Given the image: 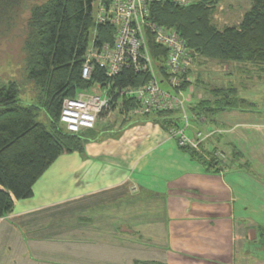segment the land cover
Returning <instances> with one entry per match:
<instances>
[{
    "label": "crops",
    "instance_id": "obj_1",
    "mask_svg": "<svg viewBox=\"0 0 264 264\" xmlns=\"http://www.w3.org/2000/svg\"><path fill=\"white\" fill-rule=\"evenodd\" d=\"M193 87L185 91L186 119L181 112L142 115L118 99L120 116L116 108L102 114L85 151L60 155L35 184L34 196L16 200L0 223L8 217L69 218L75 209L77 218H137L143 260L264 264V118L239 110L197 116ZM177 128L196 147H180L169 135ZM233 149L245 164L234 159ZM213 152L232 165L213 169ZM9 236L0 226L3 244L12 243Z\"/></svg>",
    "mask_w": 264,
    "mask_h": 264
},
{
    "label": "trees",
    "instance_id": "obj_2",
    "mask_svg": "<svg viewBox=\"0 0 264 264\" xmlns=\"http://www.w3.org/2000/svg\"><path fill=\"white\" fill-rule=\"evenodd\" d=\"M96 1L0 0V34L4 38L14 29L23 32L24 71L36 92L32 102L25 103L17 81L0 79V218L12 213L16 200L34 196L35 184L60 155L83 153L86 142L96 133L90 129L74 134L60 122L66 98L95 83L106 86L110 81L100 67L94 69L91 80L82 77L93 30H98L100 42L111 39L113 33L111 27L96 26L93 11ZM215 1L199 0L189 7L170 2L155 4L152 18L177 30L196 53L194 56L264 65V0H252L253 6L240 26L223 30L211 23ZM151 50L155 56L163 53L153 41ZM147 80L146 75L124 69L113 78L112 90L115 94L117 87L142 85ZM211 93L213 98H202L193 105L195 115L208 119L229 110L253 112L242 106L246 99L239 96L235 87H215ZM117 100L118 96H114L112 110ZM124 107L130 110L137 103L134 99H124ZM163 114L168 113L153 115ZM232 155L240 160L242 154L233 149ZM212 158L208 164L217 171L230 165Z\"/></svg>",
    "mask_w": 264,
    "mask_h": 264
},
{
    "label": "rangeland",
    "instance_id": "obj_3",
    "mask_svg": "<svg viewBox=\"0 0 264 264\" xmlns=\"http://www.w3.org/2000/svg\"><path fill=\"white\" fill-rule=\"evenodd\" d=\"M99 2L94 3V11ZM213 4L216 7L212 8L211 23L219 30L229 26L239 27L253 6L252 0H216ZM22 43L23 32L18 29L4 38L0 34V79L17 81L22 101L31 103L36 92L24 71ZM189 75L194 85L195 101L213 98L211 90L215 87L232 86L238 90L240 97L246 99L242 106L251 108L258 118H264V65L204 59L198 55ZM192 84L186 82V90ZM92 87L93 92L100 93L101 88L95 84ZM116 109L120 116V104ZM171 134L172 131L169 132ZM213 156L220 155L213 152L210 157ZM242 160L245 164L246 160ZM228 162L231 165L230 160ZM71 209V205L68 206L67 210ZM77 213L75 209L74 213L68 214L69 218H6L0 226L14 240L11 239L9 245L3 244V239H0V263L159 264L143 260L144 255L137 253V218H77ZM80 214H86V211Z\"/></svg>",
    "mask_w": 264,
    "mask_h": 264
},
{
    "label": "built area",
    "instance_id": "obj_4",
    "mask_svg": "<svg viewBox=\"0 0 264 264\" xmlns=\"http://www.w3.org/2000/svg\"><path fill=\"white\" fill-rule=\"evenodd\" d=\"M198 1L100 0L96 12L93 8L95 24L111 27L113 33L111 39L100 42L98 30H93L84 57L82 77L91 80L94 69L100 67L110 81L106 86L96 83L102 88L100 93L87 89L64 100L60 114L64 128L74 134L95 129L100 116L112 111L114 96L134 99L137 112L142 115L181 112L186 119L189 100L185 96V83L191 81L193 52L177 30L154 21L152 7L167 2L189 7ZM152 41L163 53L153 55ZM124 69L146 75L148 80L142 85L117 87L114 94L112 80ZM171 135L178 140L180 147L194 144L184 130L174 129Z\"/></svg>",
    "mask_w": 264,
    "mask_h": 264
}]
</instances>
